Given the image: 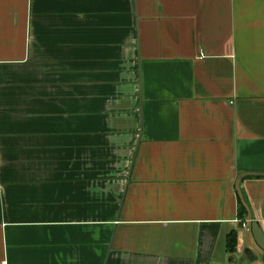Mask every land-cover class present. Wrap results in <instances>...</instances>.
I'll use <instances>...</instances> for the list:
<instances>
[{
  "label": "crops",
  "instance_id": "1",
  "mask_svg": "<svg viewBox=\"0 0 264 264\" xmlns=\"http://www.w3.org/2000/svg\"><path fill=\"white\" fill-rule=\"evenodd\" d=\"M252 216L264 0H0V264H264Z\"/></svg>",
  "mask_w": 264,
  "mask_h": 264
},
{
  "label": "water",
  "instance_id": "2",
  "mask_svg": "<svg viewBox=\"0 0 264 264\" xmlns=\"http://www.w3.org/2000/svg\"><path fill=\"white\" fill-rule=\"evenodd\" d=\"M253 221L251 222V233L252 236L256 242V244L264 250V233L259 227L258 223L254 220V217L252 216Z\"/></svg>",
  "mask_w": 264,
  "mask_h": 264
},
{
  "label": "trees",
  "instance_id": "3",
  "mask_svg": "<svg viewBox=\"0 0 264 264\" xmlns=\"http://www.w3.org/2000/svg\"><path fill=\"white\" fill-rule=\"evenodd\" d=\"M257 178H262V176H256ZM236 235L235 233L229 234L227 237V248L229 251H233L235 248Z\"/></svg>",
  "mask_w": 264,
  "mask_h": 264
},
{
  "label": "built area",
  "instance_id": "4",
  "mask_svg": "<svg viewBox=\"0 0 264 264\" xmlns=\"http://www.w3.org/2000/svg\"><path fill=\"white\" fill-rule=\"evenodd\" d=\"M243 225H245V224H243Z\"/></svg>",
  "mask_w": 264,
  "mask_h": 264
}]
</instances>
